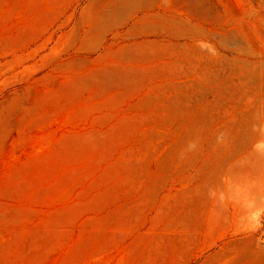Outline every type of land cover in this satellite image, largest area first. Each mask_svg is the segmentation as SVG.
Listing matches in <instances>:
<instances>
[{
	"label": "rangeland",
	"instance_id": "1",
	"mask_svg": "<svg viewBox=\"0 0 264 264\" xmlns=\"http://www.w3.org/2000/svg\"><path fill=\"white\" fill-rule=\"evenodd\" d=\"M0 264H264V0H0Z\"/></svg>",
	"mask_w": 264,
	"mask_h": 264
}]
</instances>
